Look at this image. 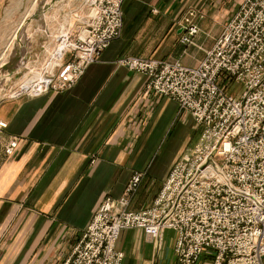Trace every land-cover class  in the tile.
<instances>
[{
  "label": "crops",
  "instance_id": "crops-1",
  "mask_svg": "<svg viewBox=\"0 0 264 264\" xmlns=\"http://www.w3.org/2000/svg\"><path fill=\"white\" fill-rule=\"evenodd\" d=\"M0 0V20L5 4ZM242 0H125L121 36L63 92L0 102V264H62L101 202L119 198L143 175L130 208L153 203L196 131L178 103L146 88L147 78L117 64L123 56L180 59L196 66ZM193 7L195 43H180ZM2 99V98H1ZM0 99V100H1ZM12 138L14 155L5 153ZM175 232L161 249L143 232L123 230V264H177Z\"/></svg>",
  "mask_w": 264,
  "mask_h": 264
},
{
  "label": "built area",
  "instance_id": "built-area-1",
  "mask_svg": "<svg viewBox=\"0 0 264 264\" xmlns=\"http://www.w3.org/2000/svg\"><path fill=\"white\" fill-rule=\"evenodd\" d=\"M86 1L89 14L73 37L63 31L45 73L30 70L29 84L12 97L71 88L121 36L125 0ZM201 16L197 9L184 15L183 45L195 43ZM117 64L143 74L148 90L174 99L201 131L151 205L130 209L143 178L135 173L122 196L101 202L62 264H123L117 241L133 228L158 249L164 232L174 231L177 264H264V0H242L196 66L133 55ZM234 83L242 86L238 94L230 91ZM7 126L0 121V133ZM18 145L11 139L5 153L14 155Z\"/></svg>",
  "mask_w": 264,
  "mask_h": 264
},
{
  "label": "rangeland",
  "instance_id": "rangeland-1",
  "mask_svg": "<svg viewBox=\"0 0 264 264\" xmlns=\"http://www.w3.org/2000/svg\"><path fill=\"white\" fill-rule=\"evenodd\" d=\"M33 3H34V0H10L7 2V4H5L4 14L2 16V19L0 20V58L3 56L2 52L5 50L6 45L9 42L11 36L15 32L16 28L19 26L20 22L22 21L23 17L25 16L26 12L32 7ZM189 9H195V8L190 7ZM187 11H186V13H187ZM88 14H89V6L87 5L86 0H52L50 8H49V12L47 14L48 20L46 21V23H44V29L45 30H44V33H43V36L41 39L42 44H40L37 55L31 60L30 66H28L29 69L25 68L22 71V73L19 74V77H21V76L22 77L17 82H15L16 84H14L15 86L12 87L10 93H8L7 96L5 95L0 100V102L9 98V97H12L13 93L16 92L17 89L19 88V86L22 85L23 83L29 84V82L26 83V81L29 80V79L27 80V78H30V76L28 74L30 70L33 69L34 72L38 71V72H41L44 74L46 71L45 69L48 66V61L51 57V55H50L51 52L56 50L57 45L60 44L58 42V40H60V38L62 36V32L63 31H65V33L70 32V33H72V37H73V34L82 25L83 21L87 18ZM198 18H200V17H198ZM34 43H37V41L35 40ZM38 43H39V40H38ZM184 46H186V45H184ZM6 50H7V48H6ZM10 56L11 55L6 56L8 61H11ZM169 60H171V59H169ZM175 60H177V59H175ZM178 60H180V59H178ZM3 70H4V68H2L0 70V76L3 75V73H4ZM230 91H232L235 94H238L239 92L242 91V86L240 84L234 83L231 86ZM195 125H196V123H195ZM196 128H198V129H196V131L192 135L193 141L190 142V140H188L186 142L185 146L183 147L181 154L188 147L192 146L198 140L201 129L197 125H196Z\"/></svg>",
  "mask_w": 264,
  "mask_h": 264
},
{
  "label": "bare ground",
  "instance_id": "bare-ground-1",
  "mask_svg": "<svg viewBox=\"0 0 264 264\" xmlns=\"http://www.w3.org/2000/svg\"><path fill=\"white\" fill-rule=\"evenodd\" d=\"M51 2L52 0H34L32 7L26 12L7 43V50L5 48L6 51L2 52L0 70L4 68L5 71L3 70L4 73L0 76V99L10 93L12 87L16 84L15 82L22 77L21 75L19 77V74L30 66L31 60L37 55L40 44H42L41 39L45 30L44 23L48 20L47 14ZM35 40L37 43H34ZM63 44L64 42L60 43L59 47H62ZM60 54L59 51L55 58L59 59ZM9 55H11V61H8L6 57ZM28 82L30 81H26V83Z\"/></svg>",
  "mask_w": 264,
  "mask_h": 264
}]
</instances>
